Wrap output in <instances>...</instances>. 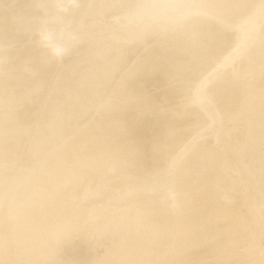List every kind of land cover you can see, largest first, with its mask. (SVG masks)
I'll return each instance as SVG.
<instances>
[{"label":"rangeland","instance_id":"rangeland-1","mask_svg":"<svg viewBox=\"0 0 264 264\" xmlns=\"http://www.w3.org/2000/svg\"><path fill=\"white\" fill-rule=\"evenodd\" d=\"M10 1L0 0V8L1 6L3 7V10L1 8L0 12H4V9H9L10 3V8H12L13 6L14 12L16 11L15 14H17V22L15 20L16 26L14 23V28H12L13 30H10L12 33L8 30L9 35L6 34L5 38L4 36H1L2 34L0 31V36L5 39L4 41L1 40L0 42V54L2 53V50L6 51L9 49H13L18 51L17 49L20 48V51H23L24 49V54L28 52V54L33 53L35 56V52L37 53L39 51L38 54L41 55L37 54L38 57L44 58L45 55L46 59H44L43 62H45V60L46 63L52 62L50 68L53 71L51 72L50 68L49 70L47 68V70L45 69L46 71H44L45 75L42 74L41 78H43V76L44 78H46L44 79L46 80V82L44 81V83H46L45 88L43 80L41 81V79L39 80V78H37L39 77V75L41 76V73L39 71L43 72L42 70H44V67L40 69V63L42 62V59H37V55L35 57H32V59L36 58V60H33L34 62L32 61L33 63L30 64L34 65L38 61L37 64H39L40 67L37 68L38 72L34 73V75L37 74L36 76L32 75L30 76L31 78L28 77L30 81L35 78L33 81H36V84L33 82L34 86L32 87L33 83L31 85H29L31 82L27 83L28 89H26L27 92H31V94L33 92L37 96H33L34 94H32L31 96V94H29L34 100H36L32 103L33 105H29L30 110L33 109L32 113L34 115V108L35 105H37L36 109L40 113L38 111H35V118L34 116H31L30 119L26 120L27 122H29V124L27 123L28 127L25 122V124H22L25 127L20 125L21 128H19L20 126L17 127V129L14 130L13 133L9 135L2 134L0 136V144L5 143L10 145V154L8 155V157L0 159V177H3V180L6 179L0 187V222H2V214L4 212H12L14 210H17V212H19V205L20 212L19 214H17L19 217L16 216L17 218H15L18 224L15 226H21V224L23 223L32 228L37 227L38 221L36 219H30L28 215L29 210L34 209V204L31 202L29 195L34 193L35 190H38L41 187L42 189L45 188L44 190L46 195H50V198H47L48 201L46 200L47 202H45V206L48 203L46 208L49 207V203L51 201H55L58 204V208L64 211L63 214H67V216L66 219L63 218L62 220H57L52 216L48 208H45L46 211L43 213L47 214L48 218L52 220L50 221L52 223H60L59 227L55 229L57 230L56 232L59 236L56 234V232H54L58 236V240L56 239L57 236L55 238L54 236L51 237L52 234H50L49 236V238H52L51 240L48 238V236H45L47 240H45L44 237L40 240L36 239L35 235H33L32 233H25L23 234L22 238H25V241L28 243L27 255L25 257H21L22 259H18V255H15L13 250L7 249L9 250V252L5 251L4 253H9V255L11 256L10 257L8 255L10 257V260L8 256L2 253V256L0 255V263L4 260V262H2L3 264H31V262L28 261L31 260L32 262H34L33 260H37V263L34 262L32 264H108L109 261L112 260L113 262L110 261L109 264H132L131 262H128L130 260L125 259L126 253L121 254L123 253V249L121 252L119 248H121V245L124 241H127L126 243H128L129 245V248L127 247V249H129V252H132L134 250V247L131 248V244L135 243L138 239L141 242L140 243L137 240V242H139L138 244H141V249H139V252L137 251L136 255H138H135V258H137H134L132 260H135L133 262L134 264H160L162 261H165V259H169V256L170 264H213L210 263L211 259L219 256L223 257L225 255H227V259L224 257H219L221 260H217L218 264H260V262L264 260V83H262L264 82V1L260 0L263 7L259 8V15H257L255 18L256 23L258 24L256 32L253 36L245 40L243 45H241L240 47H238V40L240 37L237 34V32H239V27H237L238 24L235 25V27L233 24L243 22V20L248 17V15H250L249 12L251 13V11L253 10L251 6L253 5V8L255 7L254 5L257 6L256 3L259 0H230L231 2L229 0H225V5L223 4V6H220V8L219 6H216L218 9L216 7L214 9V5H210V3L206 2V0H123L125 4L122 0H114V2L113 0H74V4H71L68 1L70 3L69 4L66 0H63L64 2L61 1V4H54L57 5L55 7L46 5L44 8L42 7V4L36 0ZM37 2L40 3V5ZM229 2L234 3L229 5ZM260 2H258V4ZM3 3H7V6H5ZM89 3L91 4V14L92 10L95 8L92 15L89 14V12L86 13L87 10H85L86 4L88 7ZM65 5L67 6L65 7ZM226 5L229 6L226 7ZM26 6L28 8L30 17L23 16L26 19L25 20L21 16V14L22 10H24L23 7ZM232 7L233 9H230ZM52 8L56 9L53 10ZM213 10L216 11L214 12ZM95 11L97 12L95 13ZM32 12L36 14L35 15L33 13L35 18L33 17ZM216 15L217 18L224 19H222L221 21L220 19L214 18L216 20H220V22L217 21L219 23H217L218 25L221 26V24H223L221 26V29L220 27H218V29H220L219 34L220 31L223 33L219 36L220 39L218 38V40H221L220 43H222L221 49L218 50L207 47L209 45H207L208 41H206L207 37L205 34H195V36L194 31L192 32V30H190L192 29V26H196L199 24L200 26L203 25L207 27L209 24V26H211L212 24H214V22L211 20H214L213 17H216ZM18 16H21L22 18L19 19ZM238 17H240L242 21ZM242 17L244 19H242ZM21 20H24L25 24L23 22L20 23ZM225 21L229 24L223 23ZM64 28L66 31L64 30ZM189 31L192 32V34H190ZM199 36H201L202 39ZM1 37L0 39H2ZM173 37H175L176 39L179 38L177 39L179 41L180 37H183L181 38V40H185L184 42L186 44H184L189 45L190 43L191 46L187 45L184 47L182 41H180V43L182 44L180 46V43H175V38L173 39ZM194 37L199 38L195 40ZM204 40L206 43L204 42ZM172 41H174V44ZM192 41L194 42L192 43ZM43 42H45V44ZM163 42L166 43L164 44ZM169 45L170 47H167ZM204 45L206 46L204 47ZM59 47H61L60 51ZM117 47L122 48L120 49ZM179 47H187L190 51H194L196 53H194V55L199 58L197 60H201V62H197V64H195L197 61V57L194 58L195 56L193 57L188 53H183L185 52V50H181L179 49ZM201 48H206V52L204 51V54H207V50L209 54L204 55L203 51H199L201 54H203L201 55L199 52H197ZM52 50L54 51L52 52ZM126 50L130 51L128 52ZM29 51L31 52L29 53ZM181 51H183V54L181 53ZM128 53L129 55L131 54L130 58ZM197 53L199 54L197 55ZM42 54L44 55L42 56ZM163 54L164 57L161 56ZM180 54L184 57H182ZM123 55H125L124 57L126 58L127 63L125 61V58L123 59ZM158 55L160 57H158ZM188 55L190 56V58ZM147 56L149 57V60H146ZM156 56L158 58H156ZM202 56L203 59H200L202 58ZM159 58L160 60H158ZM163 58H165L166 60H164ZM182 58L185 59L186 63L184 66H179V61H184V59ZM161 59L164 61H162ZM207 59H209V61ZM110 60L111 62H109ZM144 60H146V63ZM115 61L119 64H115ZM155 61L158 62H156V64H160V67L156 70L159 75L156 73V71L152 72L150 75H147V69L153 67ZM140 62L145 65L143 69V65L142 63L140 64ZM71 63L72 66H70ZM152 63L153 66L150 67V64L152 65ZM47 64L43 65L42 63L45 68L49 65ZM65 65H67V68ZM137 65L138 67L139 65L142 66L141 68H138V71L136 72L135 70ZM2 67L3 66H1V69L3 70L4 68ZM105 68L107 69V71H109L107 72ZM133 68L134 71L132 74L131 70H133ZM1 69L0 73L3 72ZM63 69H65V71ZM116 70H118L117 73ZM121 71L123 75L121 74ZM126 72H130L132 74V77H130V74V76L128 75V81L131 80L132 82H125L127 81ZM134 72L136 73V75L138 74V80L134 79L137 78V76L134 77ZM47 73L49 74V76L47 75ZM108 73L109 78L107 77ZM155 73L158 77L155 76V78H152ZM60 74L69 75L70 81L68 83L64 81L66 85L64 82H57L55 85H53V83H55V78ZM112 74L114 75V77H112ZM143 74L147 75L148 77ZM102 77H105V79L103 80ZM124 77L126 80L124 79ZM149 77L152 78V83ZM243 77L245 78L243 79ZM120 79L122 82L119 81ZM146 79L148 81L150 80L151 84H149ZM52 80L54 82H52ZM223 80H227L224 83L228 82L226 84L227 91H229L228 96L229 94L231 96V100L230 96L228 99L232 102H228L229 100L227 99L228 104L231 103L229 109H234L231 110L229 116L223 114L224 110H222V108L219 106L221 95H218L221 94V91L216 90L219 89L217 88L218 83L220 81L223 82ZM37 81L39 82V87L37 86ZM92 81H94V83ZM136 81H138L139 83ZM40 83H42L41 85H43L44 89H40ZM61 83L64 85L62 89L59 88ZM125 83H128L127 85L129 89L125 86L127 88V91L125 87V90L121 89L123 90L122 94L124 93L123 96L119 93L122 96L121 98H119L120 95H118V97L116 98H113L112 96H115V94L112 93V89H114L115 91V88H117L116 85L119 84L117 91H120L119 87L121 85H125ZM253 83H256L258 85L255 86L256 84ZM200 84H202L203 86L198 88ZM215 85L217 87H215ZM228 86L230 87L228 88ZM55 87H57V91H55ZM121 88H123V86H121ZM37 90L45 91V93L40 91L39 93L41 94H38ZM85 90H87V92ZM34 91H36V93ZM66 91L68 95H78L80 92L78 96H81V99L80 97L79 99L82 100L83 98V101L86 100L87 102H85L87 104L88 101L90 102L92 98L93 100L95 98L97 99L95 100V103L93 100H91L92 104L90 102L89 104L91 105L88 104L89 106H86L84 102H81L79 100V103H83L87 108L86 111L89 110L87 111L88 115L84 113V116L86 115V118H83L82 116L81 121L78 120L76 121L77 123L74 121L77 124V129L75 128L76 126L74 122L72 124L73 126L70 122L68 128L70 127L71 131L67 128L68 123L66 124V122L63 121L60 122L58 121L59 119L56 120L57 117H53V112H50V110L53 111L56 109V103L54 101L55 99H57L56 96L58 94L67 96ZM128 91L130 92V94L127 93ZM54 92L58 94L56 95L55 93L54 96ZM63 92L66 94H64ZM7 95L8 94L2 93L1 98L5 100L6 96L7 100L8 98H11L13 96ZM129 95L132 97H130ZM218 97L220 98L218 99ZM41 98L43 99L42 101L46 103L43 104V102L40 101ZM150 98L152 99V101ZM69 99H71V97ZM138 100L139 102L141 100L143 101H141V103H139L138 105ZM114 102L115 104H118L113 107ZM49 104L50 106H48ZM105 104L108 105L110 110L112 109L111 112L114 111L112 114H114L115 116H117L115 114L116 112L117 114H120L121 112L126 110V108L127 110L123 112V114L129 112V110H133L132 112L135 115V113L138 111L137 109H141L137 112L138 114H136L135 117L140 116L136 119H142L140 120L142 122H144L146 119L144 123L147 127L146 130L148 133H146V138L148 140V149L146 151L147 153H144L145 161L142 162L143 164H140V162L136 163V156H134L135 162L133 161V155H136V153H134L136 152L135 148H131L128 151L129 153L132 151L129 155L128 152L126 153V155L122 154V150H125V138L121 135H118L119 131L117 132L118 134L114 132L119 130L118 126L116 125V123L118 122V118L115 120L116 123H114L116 125L115 127H117H114V129L117 130L113 129V132L111 131V133L110 128L112 127L108 129V126L106 128L108 132H105L107 135L103 134V137H101L102 135L99 136L103 139L105 136H108V141L110 140L112 142H116L113 148H111L110 150L109 148H107L106 151H108H104V153L101 155L102 158L99 156L96 157V159L101 158L102 161L104 157L103 155H105L104 160L106 158V162L102 161L101 163V161L99 162V159H97L98 161L94 159L92 160L93 162L85 161V163H83L84 160L82 159V162L79 161V163H77L79 159L81 160V158H83L84 147L80 145L79 147H83H81V150H79V147H76L72 150L68 149V144L70 145L72 143L71 141L73 135H75L76 137H79L80 135L81 137L80 133H83V131L80 132V127L82 126L81 128H83V130L89 128L88 125L91 124L92 120L88 119H93V121L95 120L97 122L98 117L100 116L101 112H103V109L105 110V108H107ZM123 106L125 107L124 110H122V108H124ZM89 107H91V109ZM46 109L47 111L48 109H50L48 112H46L47 114L49 113L50 116L52 115L51 117L47 114L45 116L44 110ZM150 110H152V112ZM118 111H120V113ZM94 112H96V114ZM233 114L237 117H235ZM96 115H98V117ZM233 116L234 118H232ZM29 120H31L32 122ZM42 121L45 122L43 123ZM55 122H58L57 125L54 124ZM235 122L236 125H233V123L235 124ZM39 124L40 126H38ZM49 125H59V127H61L60 130L65 132L62 133L60 131L61 133H58L55 140V137L53 139L50 138V140L48 139L47 141L49 143L47 144L46 141V144L42 145V149L44 148V150H41L42 152L40 151L38 154H36V156L34 154L30 155V153L27 152L26 148L28 147L27 144L29 140L33 136L32 133L34 132L35 134L37 131V133L39 132L45 134L46 130L49 128L47 126ZM62 125H66V128L64 127V130ZM84 125L85 127L88 126V128H85ZM229 126H231L233 129ZM169 128L170 130H168ZM164 129L167 130L165 132V134L167 133L166 135L164 134ZM23 130L24 132H28H26L24 135ZM73 130L76 131L73 132ZM77 131H79L78 135L75 134ZM168 132H170V134L172 133L173 135L170 136L171 139L169 136H167L170 135L168 134ZM183 132L185 133L183 134ZM108 133H111V135ZM113 133L114 135H112ZM66 135L69 136L66 138ZM174 136L176 137L173 138ZM64 137L66 138L65 140L63 139ZM99 137H97L93 141H99ZM116 137L119 139H116ZM156 137L158 138V140ZM74 139L76 140L77 138ZM63 141H69V143H63ZM62 144H64V146ZM65 144L67 145V148H65ZM83 144H89V142L86 141L83 142ZM59 146L61 147V149L63 147V151ZM193 148L196 149L197 152L193 150ZM58 150L62 153L60 152L58 154ZM64 150H66L65 153H63ZM111 150H113V152ZM54 152H56L57 155H55ZM194 154L195 156L197 155L195 158H193ZM37 155L41 159H38ZM67 155H79V159L77 158V160L74 158H64L63 160V157H66ZM127 155L130 159H128ZM31 156H34L35 160L31 161L32 159H34V157ZM107 156L109 158H107ZM112 156L114 158H112ZM117 156L119 157L120 161L118 160ZM191 156L193 159L189 161ZM59 158L61 160H59ZM186 159H188V161ZM62 160L64 162H62ZM193 160H196V164ZM117 161L122 163L120 164ZM98 162L99 164H97ZM145 162L147 166L145 165ZM80 163L84 165H86L87 163H93V168L90 167L91 164L89 166H87L88 164L84 166L79 165ZM113 164H115L116 166ZM126 165L128 166V168H130L129 170L127 167H125ZM119 166L121 168H127V170L124 168V170L121 169L122 171L118 170L120 169ZM133 166L134 168H132ZM73 168L76 170H74ZM108 168H110L111 170ZM32 169L34 170V173ZM55 170H61L63 172L67 171L66 173H69L68 171L70 170H74V172H79L82 175L85 172L83 175L85 178L83 177L84 179L79 183H74L73 180H71L72 182L68 183L64 188L65 191L63 189V191H61V189L57 191L53 189L54 186L52 184L48 186L49 184L45 181V177L50 174V172L48 171ZM104 170L106 171L104 172ZM46 172H48L49 174ZM88 172H90L92 175ZM101 172H104L102 174L105 175H102ZM106 172H111L112 175L109 176V178L105 177L104 179L103 176H107ZM27 174L29 176L26 177ZM69 176L72 177L71 174ZM99 184L101 187L99 186ZM84 185L87 187V193L82 197L76 192H79L78 189L80 188L82 190V187H85ZM17 187L19 188L17 190L20 193L14 190ZM25 189H28L29 192H33L29 193L28 190L25 191ZM27 192L29 193V195ZM25 194H27V196ZM137 196L141 197L142 199H140L139 197L137 199ZM138 201L140 204L144 201L145 203H142L139 206ZM133 203H135L136 205H134ZM202 203L205 204L207 208L203 207L202 214L200 213V217H197V223H199L200 221L199 226H191L192 228H190L189 225H187L188 220L193 212H197L194 211L195 208H199V205H203ZM244 203L246 204L244 205ZM145 204L147 206H144ZM230 204L231 206L229 207ZM142 206L144 209L142 208ZM134 207L135 210L133 209ZM222 209H225L224 212L222 211ZM22 210H24V212H22ZM187 212H189V214H187ZM157 214H162L163 216H159ZM232 216H236L235 218L237 219H234ZM239 217H241V219L242 217L244 218L238 221ZM97 222L98 225L96 224ZM149 224H151L152 226ZM145 226H148V229ZM158 227L161 229L158 230ZM205 228H207V235H204L205 240L202 241V243H197L195 240L190 238L192 232L195 231L197 233L199 232V230ZM183 229L184 231H186L184 235L182 233L184 232ZM17 237V235L16 238L14 237L13 243L15 242V240L16 242L18 240L20 242L21 240L20 243H22L23 240H17ZM178 239L183 240V246L178 243L182 242V240L179 241ZM185 240L186 243L184 242ZM187 240H190L189 242L192 243L188 244L189 242ZM219 240H221L218 244V246L220 247L213 250L210 245H212V243L214 242L217 244L218 242L216 241ZM231 241L233 242L231 243ZM207 245L208 248L206 250H203ZM45 246H47V248ZM182 247L183 250H181ZM33 248L38 251V255L35 253L36 250H33ZM129 252L128 254L131 253ZM35 255H37L36 258ZM131 255H134V253L132 252ZM228 255L230 257H228ZM15 256H17V258ZM120 256L122 258L124 257L123 260L126 261H121ZM3 257H5V259L7 257L9 263H7V261L3 259ZM12 257L16 258V261H14V258ZM28 258H30V260H28ZM219 260L221 262H219Z\"/></svg>","mask_w":264,"mask_h":264},{"label":"bare ground","instance_id":"bare-ground-1","mask_svg":"<svg viewBox=\"0 0 264 264\" xmlns=\"http://www.w3.org/2000/svg\"><path fill=\"white\" fill-rule=\"evenodd\" d=\"M10 1V0H9ZM36 1H38V2H40L41 4H42V7L44 8L46 5H51V7L52 6H57V5H54V4H61V1H63V0H42V1H40V0H36ZM35 1V2H36ZM67 2L69 1L71 4H74V0H66ZM84 1V0H83ZM123 1V0H122ZM228 1V0H227ZM226 1V2H227ZM230 1V0H229ZM235 1V0H234ZM237 1V0H236ZM257 1V0H256ZM255 1V2H256ZM261 1H264V0H261ZM11 2V1H10ZM37 2V3H38ZM64 2V1H63ZM62 2V3H63ZM68 2V3H69ZM113 2H114V0H113ZM206 2H209L210 3V5H214V9H215V7L216 6H219V8H220V6H223V4H224V2H225V0H206ZM231 2V1H230ZM228 3L229 5L230 4H232V3H234V2H232V3ZM254 2V3H255ZM258 2H260V0L259 1H257V6L256 5H254L255 7L253 8L252 6H251V8L253 9L252 11H251V13L249 12V14L250 15H248V13H247V15H248V17H246L245 19L242 17V19H244L243 20V22H238V23H236V24H233L234 25V27H235V25H237V27H239V32H237V34H238V36L240 37L239 38V40H238V47H240L241 45H243V43L245 42V40H247L249 37H251V36H253L254 35V33L256 32V28L258 27V24L256 23V16L257 15H259L258 13H259V8H261V7H263L262 6V2H260L259 4H258ZM40 3H38L39 5H40ZM69 3V4H70ZM83 3V2H82ZM86 3V2H85ZM123 3H124V1H123ZM236 3V2H235ZM253 3V4H254ZM1 4V3H0ZM4 4V3H3ZM7 4V3H6ZM6 4H4L5 6H7ZM37 4V5H38ZM53 4V5H52ZM66 4V3H65ZM68 4V5H69ZM109 4V3H108ZM122 4V3H121ZM125 4V3H124ZM154 4V3H153ZM156 4V3H155ZM206 4V3H205ZM264 4V3H263ZM36 5V4H35ZM64 5V4H63ZM79 5V4H78ZM89 6L87 7V4H86V9L85 10H87L86 11V13H88L89 12V14H91V10H90V3L88 4ZM93 5H95V4H93ZM225 5V4H224ZM229 5H226V7L227 6H229ZM9 6L11 7V5H10V3H9ZM60 6V5H59ZM67 5H65V7H66ZM205 6V5H204ZM9 7V9L7 8V9H4V12H0V31H1V36H4V38H5V36H6V34L7 35H9V32H8V30L10 31V30H13L12 28H14V23H15V26H16V22H17V20H16V17H17V14H15L16 13V11L14 12V10H13V6H12V8H10ZM48 7V6H47ZM53 7V8H54ZM63 7V6H62ZM206 7V6H205ZM1 8H2V10H3V7L1 6ZM0 8V9H1ZM24 8V10H22V14H21V16L23 17V16H26V17H30V14H29V12H28V8H27V6L26 7H23ZM52 8V9H53ZM57 8V7H56ZM55 8V9H56ZM61 8V7H60ZM79 8V7H78ZM93 8V7H92ZM217 8V7H216ZM224 8V7H223ZM237 8V7H236ZM18 9V8H17ZM55 9H53V10H55ZM58 9V8H57ZM72 9V8H71ZM95 9V8H94ZM93 9V10H94ZM98 9V8H97ZM107 9V8H106ZM111 9V8H110ZM209 9V8H208ZM218 9V8H217ZM222 9V8H221ZM230 9H233V7L232 8H230ZM46 10V9H45ZM61 10V9H60ZM93 10H92V14H93ZM211 10V9H210ZM20 11V10H19ZM105 11V10H104ZM198 11V10H197ZM214 11V10H213ZM216 11V10H215ZM214 11V12H215ZM21 12V11H20ZM54 12H56V11H54ZM78 12V11H77ZM97 11H95V13H96ZM106 12V11H105ZM208 12V11H207ZM19 13V12H18ZM34 12H32V14H33ZM86 13H85V15H86ZM213 13V12H212ZM35 14V13H34ZM34 14H33V17H34ZM49 14H50V12H49ZM91 14V15H92ZM106 14V13H105ZM208 14V13H207ZM207 14H205V15H207ZM20 15V14H19ZM36 15V14H35ZM47 15V14H46ZM88 15V14H87ZM221 15V14H220ZM227 15V14H226ZM246 15V16H247ZM19 17V19L20 18H22V17ZM45 16V15H44ZM69 17H70V15H69ZM74 17V16H73ZM87 17V16H86ZM24 18V17H23ZM35 18V17H34ZM68 18V17H67ZM214 18H216V19H220V18H217V15H216V17H213V19ZM240 20H241V18L240 17H238ZM18 19V18H17ZM25 19V18H24ZM212 19V18H211ZM216 19H214V20H211V21H213L214 22V24H212L211 26H200V24L199 25H196V26H192V29H190V30H192V32L194 31V35L196 34V35H202V34H205L206 35V37H207V39H206V41H208L207 43V45H209V46H207L208 48L209 47H211L212 49H221V47H222V43H220V41L221 40H218V38H219V36L220 35H222L223 33L220 31V34H219V30L221 29V26L223 25V24H221V26L220 25H218L219 23L217 22V21H219L220 22V20L222 21V19H220V20H216ZM15 20H16V22H15ZM26 20V19H25ZM29 20V19H28ZM66 20V19H65ZM73 20V19H72ZM224 20V19H223ZM234 20H237V19H234ZM216 21V22H215ZM239 21V20H238ZM242 21V20H241ZM20 22V21H19ZM24 23V20H21V22L20 23ZM28 22V21H27ZM211 23V22H210ZM218 23V24H217ZM222 23V22H221ZM223 23H228V22H223ZM235 23V22H234ZM240 23V24H239ZM25 24V23H24ZM204 24V23H203ZM229 24V23H228ZM232 24V23H231ZM49 25V24H48ZM193 25V24H192ZM50 26V25H49ZM190 26H191V24H190ZM225 26V25H224ZM223 26V27H224ZM218 27H220V29H218ZM233 27V26H232ZM236 27V28H237ZM11 28V29H10ZM69 28V27H68ZM15 30H16V28H15ZM22 30V29H21ZM63 30V29H62ZM64 30H65V28H64ZM47 31H48V28H47ZM66 31V30H65ZM237 31V30H236ZM11 32V31H10ZM20 32V31H19ZM27 32V31H26ZM56 32V31H55ZM190 32V31H189ZM192 32H190V34H192ZM224 32H226V31H224ZM12 33V32H11ZM11 33H10V36H11ZM50 33V32H49ZM235 33V32H234ZM5 34V35H4ZM18 34V33H17ZM34 34V33H33ZM58 34V33H57ZM60 34V33H59ZM48 35V34H47ZM54 35H55V33H54ZM53 35V36H54ZM69 35V34H68ZM195 35V36H196ZM0 36V37H1ZM178 36H181V35H178ZM178 36H175V37H178ZM184 36V35H183ZM186 36V35H185ZM9 37V36H8ZM14 37V36H13ZM61 37V36H60ZM63 37V36H62ZM175 37H173V39L175 38ZM199 37H201V36H199ZM198 37V38H199ZM234 37V36H233ZM2 39H0V42H1V40H5L3 37H1ZM25 38V37H24ZM43 38V37H42ZM181 38H183V37H180V41H182L181 40ZM195 38V37H194ZM198 38H195V40L196 39H198ZM222 38H223V36H222ZM7 39V38H6ZM9 39V38H8ZM23 39V38H22ZM55 39H56V37H55ZM59 39V38H58ZM81 39V38H80ZM79 39V40H80ZM177 39H179V38H177ZM176 38H175V43L177 42V44L178 43H180V41L179 40H177ZM201 39H202V37H201ZM220 39V38H219ZM32 40V39H31ZM47 40V39H46ZM194 40V41H195ZM11 41V40H10ZM15 41V40H14ZM29 41V40H28ZM43 41V40H42ZM42 41H40V42H42ZM55 41V40H54ZM60 41V40H59ZM174 41H172L173 42V44H174ZM179 41V42H178ZM185 41V40H184ZM184 41H182V43H183V46L185 47V46H187V45H185L186 43L184 42ZM194 41H192V43L194 42ZM199 41V40H198ZM224 41V40H223ZM12 42H13V39H12ZM38 42V41H37ZM52 42V41H51ZM58 42V41H57ZM204 42H205V40H204ZM27 43V42H26ZM44 44H45V42H43ZM49 43H50V40H49ZM53 43V42H52ZM164 43V42H163ZM166 43V42H165ZM164 43V44H165ZM171 43V42H170ZM185 43V44H184ZM206 43V42H205ZM48 44V43H47ZM57 44V43H56ZM172 44V43H171ZM37 45V44H36ZM35 45V46H36ZM52 45V44H51ZM180 46L182 45L181 43L179 44ZM189 45H190V43H189ZM188 45V46H189ZM236 45H237V43H236ZM235 45V46H236ZM19 46V45H18ZM47 46V45H46ZM110 46H111V44H110ZM148 46V45H147ZM182 46V47H183ZM191 46V45H190ZM199 46H200V43H199ZM206 45H204V47H205ZM234 46V47H235ZM1 47V46H0ZM14 47V46H13ZM40 47V46H39ZM38 47V48H39ZM58 47V46H57ZM167 47H170V45L169 46H167ZM167 47H166V49H167ZM182 47H179V49H183V50H185V52H183V51H181V53L183 52V53H188L189 55H191V56H195L194 55V51H190L187 47L186 48H182ZM206 47V48H207ZM237 47V48H238ZM7 48H9V47H7ZM24 48V47H23ZM42 48V47H41ZM44 48V47H43ZM47 48V47H46ZM60 48L61 47H59V51H60ZM113 48V47H112ZM117 48H120V47H117ZM122 48V47H121ZM120 48V49H121ZM206 48H201V49H197L198 51L197 52H199V51H203V54H204V51L206 52ZM207 48V49H208ZM6 49V48H5ZM15 49V48H14ZM20 48H18L17 50L18 51H16V50H13V49H9V50H6V51H3L2 49V53L0 54V69H1V66H3L2 68H4L2 71L3 72H1L0 73V136L2 135V134H5V135H9V134H11V133H13L14 132V130H16L17 129V127H19L20 125H22L23 123L25 124V122H26V125H27V123L29 124V122H27L26 120L27 119H30V117L31 116H34L35 115V111H38L36 108V106L37 105H35V108H34V115H33V113H32V110L33 109H31L30 110V108H29V105H33L32 103L33 102H35L36 100H34L31 96H32V94H34L33 92H32V94H31V92H27V87H28V85H27V83H30L29 85H31L33 82L36 84V81H33V80H29V78H31L30 76H32V75H34V73H37L38 72V69L37 68H39L40 66H39V64H37L38 63V61H37V63H35L34 65H31L35 60H36V58H34V59H32V57H35L37 54H38V52L36 53L35 51V56H34V54L33 53H30L31 51H29V53L30 54H28V52H26V54H24V49H23V51L21 50H19ZM26 49V48H25ZM48 49V48H47ZM51 49H53V48H51ZM55 49V48H54ZM98 49V48H97ZM100 49V48H99ZM106 49V48H105ZM104 49V50H105ZM108 49V48H107ZM110 49V48H109ZM158 49V48H157ZM165 49V48H164ZM170 49V48H169ZM173 49H175V48H173ZM176 49H178V48H176ZM203 49V50H202ZM30 50V49H29ZM39 50V49H38ZM45 50V49H44ZM49 50V49H48ZM134 50H135V48H134ZM133 50V51H134ZM172 50V49H171ZM195 50V49H194ZM43 51V50H42ZM51 51V50H50ZM54 50H52V52H53ZM58 51V50H57ZM63 51V50H62ZM126 51H128V50H126ZM130 51V50H129ZM128 51V52H129ZM132 51V50H131ZM180 51V50H179ZM40 52H41V50H40ZM155 52V51H154ZM216 52V51H215ZM101 53V52H100ZM104 53V52H103ZM127 53V52H126ZM132 53V52H131ZM179 53V52H178ZM182 53V54H183ZM200 53V52H199ZM199 53H197V55L199 54ZM28 54V55H27ZM44 54H45V52H44ZM44 54H42V56L44 55ZM78 54V53H77ZM95 54V53H94ZM123 54V53H122ZM122 54H121V56H122ZM150 54V53H149ZM162 54V53H161ZM176 54V53H175ZM196 54V53H195ZM201 54V53H200ZM203 54H201V55H203ZM209 54V52H208V50H207V54L205 53L204 55H208ZM38 55H41V54H38ZM38 55H37V57H38ZM52 55H54V54H52ZM128 55H129V53H128ZM131 55V54H130ZM130 55H129V58H130ZM135 55V54H134ZM152 55V54H151ZM157 55V54H156ZM171 55H173V54H171ZM181 55V54H180ZM188 55V56H189ZM200 55V56H201ZM211 55V54H210ZM49 56V55H48ZM92 56V55H91ZM116 56V55H115ZM125 55H123V59L125 58L124 57ZM153 56V55H152ZM161 56H163L164 57V54L163 55H161ZM182 56V55H181ZM187 56V55H186ZM185 56V57H186ZM199 56V57H200ZM47 57V56H46ZM69 57V56H68ZM118 57V56H117ZM128 57V56H127ZM133 57V56H132ZM131 57V58H132ZM158 57H160L159 55H158ZM157 56H156V58H158ZM166 57V56H165ZM177 57V56H176ZM182 57H184V56H182ZM197 56H195L194 58H196ZM208 57V56H207ZM40 57H38L37 59H39ZM57 58V57H56ZM59 58V57H58ZM71 58V57H70ZM69 58V59H70ZM77 58V57H76ZM97 58H99V57H97ZM96 58V59H97ZM148 58V59H147ZM162 58V57H161ZM189 58H190V56H189ZM205 58H206V56H205ZM40 59H42L41 61V68L40 69H42V67H44V70H42L43 72H41V71H39L40 73H41V76L39 75V77H37V78H39V80L41 79V81L43 80V83H44V81L46 82V80H44V79H46V78H44V76H43V78H41L42 77V74H44L45 72L44 71H46L47 70V68H48V70H49V68L51 67L50 65H52L51 63H49V62H47L46 63V60H45V62H43L44 61V59H46L45 58V55H44V58H40ZM39 59V60H40ZM74 59V58H73ZM95 59V60H96ZM102 59V58H101ZM113 59V58H112ZM128 59V58H127ZM133 59V58H132ZM143 59V58H142ZM152 59H154V58H152ZM164 60H166L165 58H163ZM182 59H184V58H182ZM192 59V58H191ZM197 59H199L198 57L196 58V60ZM200 59H203V56H202V58H200ZM34 60V61H33ZM47 60H49V59H47ZM57 60V59H56ZM121 60V59H120ZM119 60V61H120ZM129 60V59H128ZM146 60H149V57L147 56L146 57ZM146 60H144L145 61V63H146ZM157 60V59H156ZM158 60H160V58L158 59ZM157 60V61H158ZM162 60V59H161ZM164 60H162V61H164ZM208 61H209V59H207ZM33 61V62H32ZM108 61V60H107ZM125 61H126V63H127V60H126V58H125ZM140 61V60H139ZM142 61V60H141ZM144 61H143V63H144ZM151 61V60H150ZM154 61V60H153ZM157 61H155L154 63L156 64V62ZM40 62V61H39ZM55 62V61H54ZM75 62H77V61H75ZM74 62V63H75ZM95 62V61H94ZM102 62V61H101ZM100 62V63H101ZM109 62H111V60L109 61ZM114 62V61H113ZM116 62V61H115ZM124 62V61H123ZM138 62V61H137ZM148 62V61H147ZM161 62V61H160ZM159 62V63H160ZM197 62L198 63H200L201 62V60H197L196 61V63L195 64H197ZM31 63V64H30ZM42 63H43V65H45V64H47L48 66H46V68H45V66H43L42 65ZM96 63V62H95ZM125 63V64H126ZM142 62H140V64H141ZM143 63H142V65H143ZM158 63V62H157ZM162 63V62H161ZM185 63H186V61H185V59H184V61H179V66H184L185 65ZM202 63H203V61H202ZM67 64V63H66ZM69 64V63H68ZM115 64H119V63H115ZM139 64V63H138ZM154 64V66H153V63H152V65L150 64V67L151 66H153V67H151V68H148L149 66V64L147 65L148 67H146V68H148L147 69V75H150L152 72H155L159 67H160V64H156L155 65ZM177 64V63H176ZM182 64V65H181ZM54 65V64H53ZM91 65H93V64H91ZM120 65H121V63H120ZM123 65V64H122ZM141 65V66H142ZM162 65V64H161ZM171 65V64H170ZM199 65V64H198ZM66 66V68H67V65H65ZM64 66V67H65ZM69 66V65H68ZM70 66H72V63H71V65ZM96 66V65H95ZM119 66V65H118ZM125 66V65H124ZM141 66L139 65V67H138V65L136 66V72L138 71L137 69L138 68H141ZM144 66L145 65H143V67H142V69L144 68ZM55 67V66H54ZM93 67V66H92ZM120 67H122V66H120ZM166 67H168V66H166ZM178 67V66H177ZM176 67V68H177ZM186 67V66H185ZM207 67V66H206ZM52 68H53V66H52ZM108 68V67H107ZM110 68V67H109ZM124 68V67H123ZM183 68V67H182ZM246 68V67H245ZM46 69V70H45ZM91 69V68H90ZM101 69H102V67H101ZM106 69V68H105ZM130 69H131V67H130ZM64 71H65V69H63ZM99 70V69H98ZM97 70V71H98ZM146 70V69H145ZM50 71L52 72L53 70H51V68H50ZM104 71V70H103ZM106 71H107V69H106ZM105 71V72H106ZM109 71V70H108ZM107 71V72H108ZM117 71L118 70H116V73H117ZM133 71H134V68H133V70H131V73L133 74ZM165 71V70H164ZM183 71V70H182ZM62 72V71H61ZM50 73V72H49ZM63 73V72H62ZM83 73V72H82ZM88 73V72H87ZM92 73V72H91ZM114 73V72H113ZM115 73V74H116ZM119 73V72H118ZM127 73V81H125V82H132L131 80H129L128 81V75L130 76V77H132V74L129 72H126ZM135 73V72H134ZM156 73H157V71H156ZM156 73H155V75L152 77V78H155V76H156ZM51 74V73H50ZM120 74V73H119ZM121 74L123 75V73H122V71H121ZM142 74V73H141ZM158 74V73H157ZM37 75V74H36ZM36 75H34V76H36ZM45 75V74H44ZM47 75L49 76V74L47 73ZM58 75V74H57ZM80 75V74H79ZM113 75V74H112ZM138 75V74H137ZM136 75V73H135V75H134V77L135 76H137ZM143 75H145V74H143ZM147 75H145V76H147ZM159 75V74H158ZM104 76H105V74H104ZM109 76V73L107 74V77ZM125 76V75H124ZM29 77V78H28ZM112 77H114V75L112 76ZM117 77V76H116ZM141 77V76H140ZM148 77V76H147ZM146 77V78H147ZM156 77H158V76H156ZM246 77V76H245ZM245 77H243V79L245 78ZM36 78V79H37ZM91 78V77H90ZM109 78V77H108ZM107 78V79H108ZM138 76H137V78H134V79H136V80H138ZM145 78V77H144ZM150 78V77H149ZM148 78V79H149ZM152 78H150V80L152 79ZM102 79L104 80L105 79V77H102ZM124 79H125V77H124ZM123 79V80H124ZM125 79V80H126ZM132 79V78H131ZM220 79V78H219ZM224 79V78H223ZM50 80V79H49ZM54 80V79H53ZM52 80V82H54ZM109 80V79H108ZM147 80V79H146ZM145 80V81H146ZM150 80L148 81L147 80V82L149 83V84H151L152 83V80H151V83H150ZM155 80V79H154ZM156 80H157V78H156ZM40 81V82H41ZM64 81H66L67 83L70 81V77H69V75H67V74H64V75H62V74H60L59 76H57L56 78H55V83H53V85H55L57 82L59 83V82H64ZM89 81V80H88ZM120 82H122L121 81V79L119 80ZM162 81V80H161ZM222 81V80H221ZM219 82L218 83V87L215 85V87H217V88H219V89H216V90H220L221 92V94H218V95H221V98L220 97H218V99L220 98L221 99V101H220V107L222 108V110H224V113L223 114H225V115H227V116H229V114H230V112H231V110H234L233 108L230 110L229 109V106L231 105V103L230 104H228V102H232V101H230L231 100V96H230V94H229V96H230V100L228 99L229 98V96H228V92L229 91H227V83H224L225 81H227V80H223V82ZM249 81V80H248ZM255 81V80H254ZM93 83H94V81H92ZM91 82V83H92ZM108 82V81H107ZM116 82V81H115ZM118 82V81H117ZM136 82H138V81H136ZM216 82V81H215ZM240 82V81H239ZM247 82V81H246ZM256 82V81H255ZM258 82V81H257ZM34 83H33V85H32V87L34 86ZM38 81H37V86H38ZM51 83V82H50ZM49 83V84H50ZM65 83V82H64ZM84 83V82H83ZM124 83V82H123ZM139 83V82H138ZM143 83H144V81H143ZM146 83V82H145ZM262 83H264V82H262ZM42 83H40V85H41ZM52 84V83H51ZM106 84V83H105ZM120 84V83H119ZM119 84L118 85H116V87L118 88V86H119ZM128 84V83H127ZM126 83H125V85H121V86H123V88H121V86L119 87L120 88V91H117L118 89L117 88H115L116 90L114 91V89H112V93L113 94H115V96H112L113 98H116V97H118V95H122L123 96V94H122V92H123V90H125L124 89V87L126 86L127 88H128V85H127ZM129 84H131V83H129ZM253 84H256V83H253ZM44 85H45V88H46V83H44ZM52 85V86H53ZM65 85H66V83H65ZM148 85V84H147ZM258 84H256L255 86H257ZM51 86V85H50ZM131 86V85H130ZM203 85L202 84H200L199 86H198V88H200V87H202ZM233 86V85H232ZM39 87V86H38ZM54 87V86H53ZM52 87V88H53ZM62 87H64V85L61 83V85H60V87L59 88H61L62 89ZM76 87V86H75ZM107 87H109V86H107ZM125 87V88H126ZM139 87V86H138ZM230 86H228V88H229ZM242 87V86H241ZM27 88V89H26ZM30 88V87H29ZM35 88H36V86H35ZM58 88V89H59ZM83 88V87H82ZM127 88H126V91H127ZM135 88V87H134ZM144 88V87H143ZM263 88V87H262ZM32 89V88H31ZM39 89V88H38ZM40 89H44L43 88V85H41V87H40ZM55 91H57V87H55ZM72 89V88H71ZM77 89V88H76ZM75 89V90H76ZM80 89V88H79ZM102 89V88H101ZM108 89V88H107ZM121 89H123V90H121ZM129 89V88H128ZM261 89V88H260ZM33 90V89H32ZM35 90V89H34ZM65 90H67V89H65ZM213 90V89H212ZM229 90V89H228ZM29 91H31V90H29ZM41 90H37V92H38V94H41V93H39ZM48 91V90H47ZM51 91V90H50ZM49 91V92H50ZM60 91V90H59ZM58 91V92H59ZM78 91V90H77ZM84 91V90H83ZM86 92H87V90H85ZM89 91V90H88ZM96 91H97V89H96ZM101 91H103V90H101ZM114 91V92H113ZM35 93H36V91H34ZM41 92H44L45 93V91H41ZM61 92V91H60ZM59 92V93H60ZM82 92V91H81ZM94 92V91H93ZM125 92V91H124ZM144 92V91H143ZM2 93H5V94H8V95H13L11 98H8L7 100H6V96H5V100L4 99H2L1 97V94ZM55 93L56 92H54V96H55ZM64 93V92H63ZM66 93H67V91H66ZM66 93H64V94H66ZM70 93V92H69ZM85 93V92H84ZM89 93V92H88ZM96 93V92H95ZM98 93V92H97ZM120 93V94H119ZM127 93H129L130 94V92L128 91ZM29 94H31V96L29 95ZM58 93H56V95H57ZM63 94V95H64ZM71 94V93H70ZM75 94V93H74ZM79 94H80V92H79ZM78 94V95H79ZM100 94V93H99ZM116 94H117V96H116ZM144 94H146V93H144ZM4 95V94H3ZM7 95V96H8ZM72 95V96H71ZM71 95H68V93H67V96H62V94L61 95H57L56 97H57V99H55L54 101H55V103H56V109L55 110H53V111H51L50 109H48V111L50 110V112H53V114H54V116L53 117H57V119L56 120H58V121H60V122H66V124L68 123V125H67V128H68V126H69V124H70V122H71V125L73 124V122L75 121H78V120H82L81 118H82V116H83V118L85 117L86 118V115L84 116V113L85 114H87L88 115V113H87V111H89V110H87L86 111V107H85V105L86 106H89V105H91L92 104V102H91V100H93V98L90 100V102H91V104H89L90 102L88 101V104L85 102V101H83V98H82V100H80L81 99V96H78V95H73V94H71ZM103 95V94H102ZM102 95H100V96H102ZM119 96V98H121L122 96ZM140 95V94H139ZM212 95V94H211ZM231 95H232V93H231ZM255 95V94H254ZM33 96H36L35 94L33 95ZM39 96V95H38ZM46 96V95H45ZM59 96V97H58ZM96 96V95H95ZM94 96V97H95ZM98 96V95H97ZM130 96V95H129ZM133 96H135V95H133ZM141 96V95H140ZM37 97V96H36ZM40 97V96H39ZM48 97V96H47ZM53 97V96H52ZM52 97H49V98H52ZM71 97V99H69ZM79 97H80V99H79ZM82 97H83V95H82ZM125 97V96H124ZM130 97H132V96H130ZM129 97V98H130ZM147 97V96H146ZM149 97V96H148ZM217 97V96H216ZM234 97V96H233ZM248 97V96H247ZM246 97V98H247ZM4 98V97H3ZM55 98V97H54ZM53 98V99H54ZM85 98V97H84ZM118 98V99H119ZM127 98H128V96H127ZM142 98H143V96H142ZM89 99V98H88ZM100 99V98H99ZM98 99V100H99ZM131 99V98H130ZM147 99V98H146ZM151 99V98H150ZM216 99V98H215ZM229 101H228V100ZM38 100H40V99H38ZM43 99L41 98V100L40 101H42ZM49 100V99H48ZM79 100L81 101V102H84V104L83 103H79ZM95 100H97L96 98L93 100L94 101V103H95ZM125 100V99H124ZM235 100V99H234ZM241 100V99H240ZM46 101V100H45ZM117 101V100H116ZM123 101V100H122ZM133 101H136V100H133ZM141 101H143V100H141ZM141 101L139 102V100H138V105H139V103H141ZM145 101H147V100H145ZM151 101H152V99H151ZM150 101V102H151ZM218 101V102H219ZM228 101V102H227ZM43 102V104L44 103H46V102H44V101H42ZM247 102V101H246ZM251 102V101H250ZM37 103V102H36ZM122 103V102H121ZM125 103V102H124ZM135 103V102H134ZM152 103V102H151ZM35 104V103H34ZM40 104H41V102H40ZM42 104V105H43ZM109 104V103H108ZM114 105H113V107L114 106H116L117 104H115V102L113 103ZM129 104V103H128ZM217 104V103H216ZM219 104V103H218ZM247 104V103H246ZM38 105H39V101H38ZM106 105V104H105ZM124 105H126V104H124ZM131 105H133V104H131ZM146 105V104H145ZM154 105V104H153ZM252 105V104H251ZM264 105V104H263ZM41 106V105H40ZM44 106V105H43ZM48 106H50V104L48 105ZM48 106H46V107H48ZM107 106V108H105V110L103 109V112H101V114H100V116L98 117V115H96L97 117H98V120H97V122L94 120L93 121V119H88V120H92L91 121V124L90 125H88L87 123V125L89 126V128H88V126H86L85 127V125H84V127L85 128H88V129H84L85 130V132H84V130H83V128H81L82 126V124L80 125L81 127H80V129H81V131L80 132H82L83 131V133H80L81 134V137H80V135H79V137H76L75 135H73V138H72V141L71 140H69V141H71L72 143L69 145L68 144V149H70V150H72V149H75L76 147H79L80 145H82L83 147H84V155H83V158H81V160L79 159V155L77 156H74V155H67L66 157H63V160H64V158L65 159H67V158H74V159H77L78 160V162L77 163H79V161H81L82 162V159L84 160V162L83 163H85V161L87 162H89V161H92V160H94V159H96V157H101L102 158V154L104 153V151H106V149L107 148H109V150L111 149V148H113L114 146H115V144H116V142H112V141H108V139H107V137L108 136H105L104 137V139L103 138H101V137H103L104 135H107L105 132L107 131V127H108V129L110 128V127H112V128H110V132L114 129V127L117 125L118 126V128H119V130H117V129H114V130H117V131H114V132H116V134H118V135H121V136H123L124 138H125V140H124V145H125V150H122L123 151V153L122 154H125L126 155V153L131 149V148H135V150H136V152H134V153H136V155H133V153H132V155H133V161H134V159H135V157L134 156H136V159H135V161H136V163H139L140 162V164H143L142 162L143 161H145V152L147 151V149H148V146H147V135H146V133H147V130H146V125H145V121H146V119H145V121L144 122H142V121H140V120H142V119H140V120H137L136 118H138V117H140V116H138V117H135L136 116V114H138L137 112L139 111V110H141V109H137L138 111L136 112V110H135V115H134V113L131 111V110H129V112H126L125 114H123V112H125L126 110H127V108H126V110H124L125 109V107L124 108H122V110H124L123 112H121L120 113V111H118L120 114H117V112L115 113L117 116H115L114 114H112L114 111H112L111 112V110H110V108L108 107V105H106ZM110 106H111V103H110ZM121 106V105H120ZM130 106V105H129ZM128 106V107H129ZM149 106V105H148ZM247 106V105H246ZM258 106V105H257ZM39 107V106H38ZM117 107H119V106H117ZM141 107V106H140ZM139 107V108H140ZM218 107V106H217ZM236 107V106H235ZM238 107V106H237ZM251 107V106H250ZM20 108V109H19ZM90 109H91V107H89ZM88 108V109H89ZM135 108V107H134ZM120 109H121V107H120ZM130 109V108H129ZM40 110H41V108H40ZM113 110H114V108H113ZM143 110V109H142ZM250 110V109H249ZM45 111V116H46V114H47V109L46 110H44ZM47 111V112H46ZM151 112H152V110H150ZM39 112V111H38ZM92 112V111H91ZM97 112H98V110H97ZM40 113V112H39ZM93 113V112H92ZM95 114H96V112H94ZM148 113V112H147ZM234 113V112H233ZM256 113V112H255ZM98 114V113H97ZM143 114V113H142ZM47 115H49V113L47 114ZM139 115H140V113H139ZM234 115V114H233ZM256 115V114H255ZM37 116H38V113H37ZM50 116V115H49ZM52 116V115H51ZM50 116V117H51ZM65 116H66V118H65ZM235 116V115H234ZM234 116L232 117V118H234ZM50 117H48V118H50ZM60 117H61V119H60ZM151 117V116H150ZM235 117H237V116H235ZM33 118V117H32ZM31 118V119H32ZM34 118H35V116H34ZM80 118V119H79ZM118 118V119H117ZM143 118V117H142ZM228 118V117H227ZM231 118V117H230ZM231 118V119H232ZM95 119H96V117H95ZM118 120V122L116 123V121L115 120ZM161 119V118H160ZM164 119V118H163ZM153 120V119H152ZM172 120V119H171ZM29 121H31V120H29ZM158 121V120H157ZM228 121V120H227ZM32 122V121H31ZM43 122V121H42ZM45 122V121H44ZM43 122V123H44ZM52 122V121H51ZM74 122V124H75V126L77 125L76 123ZM86 122V121H85ZM165 122V121H164ZM189 122V121H188ZM226 122V121H225ZM57 123L58 122H55L54 124L55 125H57ZM90 123V122H89ZM114 123H116V125L114 124ZM147 123V122H146ZM151 123V122H150ZM153 123V122H152ZM163 123V122H162ZM176 123V122H175ZM229 123V122H228ZM37 124V123H36ZM60 124V123H59ZM63 124V123H62ZM173 124V123H172ZM171 124V125H172ZM239 124V123H238ZM257 124V123H256ZM45 125V124H44ZM46 125H47V123H46ZM61 125V124H60ZM70 125V126H71ZM233 125H236V122H235V124L233 123ZM23 126V125H22ZM38 126H40V124L38 125ZM66 126V125H65ZM64 125H62V127H63V130H64V127H65ZM73 126V125H72ZM74 126V127H75ZM150 126V125H149ZM180 126V125H179ZM23 127H25V126H23ZM27 127H28V125H27ZM27 127H26V129H27ZM30 127V126H29ZM41 127H42V125H41ZM47 127H49L47 130H46V133L44 134H42V133H37V131H36V133L34 134V132L32 133V137H31V139L29 140V142H28V144H27V152L28 153H30V155L31 154H34L35 156H36V154H38L41 150H44V148L42 149V145L43 144H46L45 142L49 139L50 140V138L51 139H53L54 137V140L56 139V137H57V135H58V133L61 131L60 130V128L61 127H59V125L58 126H53V125H49V126H47ZM170 127H173V126H170ZM229 127H231V126H229ZM19 128H21V126L19 127ZM18 128V129H19ZM66 128V127H65ZM76 129H77V126L75 127ZM74 128V129H75ZM115 128H117V127H115ZM155 128V127H154ZM178 128V127H177ZM232 128V127H231ZM24 129V128H23ZM25 129V130H26ZM68 129H70V127L68 128ZM153 129V128H152ZM167 129V128H166ZM173 129V128H172ZM171 129V130H172ZM179 129V128H178ZM233 129V128H232ZM236 129V128H235ZM20 130V129H19ZM30 130V129H29ZM36 130V129H35ZM41 130V129H40ZM39 130V131H40ZM43 130H45V129H43ZM165 130V129H164ZM168 130H170V128L168 129ZM189 130V129H188ZM228 130V129H227ZM69 131V130H68ZM70 131H71V129H70ZM76 130H73V132H75ZM79 131H77L75 134H79L78 132ZM119 131V132H118ZM156 131V130H155ZM167 130H165L164 131V134H165V132H166ZM175 131V130H174ZM174 131H170V132H174ZM176 131H177V129H176ZM180 131H181V129H180ZM183 131V130H182ZM230 131H231V129H230ZM26 132H28V131H26ZM26 132H24V130H23V134L25 135V133ZM62 133H64L63 131H61ZM60 132V133H61ZM73 132H71V133H73ZM108 132V131H107ZM113 132V131H112ZM111 132V133H112ZM118 132V133H117ZM170 132H168V134H170ZM179 132V131H178ZM226 132V131H225ZM70 133V134H71ZM111 133H108V134H110L111 135ZM155 133V132H154ZM159 133V132H158ZM185 132H183V134H184ZM104 134V135H103ZM148 134V133H147ZM160 134V133H159ZM167 134V133H166ZM165 134V135H166ZM227 134V133H226ZM72 135V134H71ZM102 135V136H101ZM112 135H114V133L112 134ZM172 135V133L170 134V135H167V136H171ZM175 135V134H174ZM228 135V134H227ZM62 136V135H61ZM69 136V135H68ZM67 135H66V138L68 137ZM75 136V137H74ZM99 136H101V137H99ZM158 136V135H157ZM173 136V135H172ZM185 136V135H184ZM231 136H232V134H231ZM235 136H237V135H235ZM235 136H233V137H235ZM29 137V138H30ZM59 137H60V135H59ZM97 137H99L98 138V140L99 141H93V140H95ZM119 137V136H118ZM122 137V138H123ZM149 137V136H148ZM150 137H151V135H150ZM176 136H174L173 138H175ZM3 138V137H2ZM65 137L63 138L64 140L66 139ZM74 138H77L76 140L74 139ZM109 138V137H108ZM157 138V137H156ZM164 138V137H163ZM58 139V138H57ZM62 139V140H63ZM71 139V138H70ZM110 139H111V137H110ZM116 139H119V138H117L116 137ZM121 139V138H120ZM165 139V138H164ZM167 139V138H166ZM170 139H171V137H170ZM180 139V138H179ZM24 140V139H23ZM61 140V139H60ZM74 140V141H73ZM157 140H158V138H157ZM173 140V139H172ZM4 141V140H3ZM69 141H67V142H64L63 141V143H69ZM89 142V144H83V142ZM90 141H91V143H90ZM156 141V140H155ZM166 141V140H165ZM1 142V141H0ZM157 142V141H156ZM49 142L47 141V144H48ZM122 143V142H121ZM51 144V143H50ZM49 144V145H50ZM63 146H64V144H62ZM86 145V146H85ZM150 145V144H149ZM159 145H161V144H159ZM162 145H163V143H162ZM81 146V147H82ZM46 147V146H45ZM60 147V146H59ZM81 147H79L80 149L79 150H81ZM82 147V148H83ZM168 147V146H167ZM65 148H67V145L65 144ZM164 148V147H163ZM23 149V148H22ZM47 149V148H46ZM46 149H45V152H46ZM60 149H61V147H60ZM59 149V150H60ZM115 149V148H114ZM120 149V148H119ZM59 150L57 151V153L59 154L60 152H59ZM62 151H63V147H62V149H61ZM67 150V149H66ZM66 150H64V152L63 153H65V151ZM133 150V149H132ZM167 150V149H166ZM193 150H195L196 151V149H194L193 148ZM197 150H198V148H197ZM249 150V149H248ZM56 151V150H55ZM83 151V150H82ZM108 151V150H107ZM106 151V152H107ZM112 152H113V150H111ZM115 151V150H114ZM134 151V150H133ZM200 151V150H199ZM210 151V150H209ZM10 152V145H8V144H5V143H1L0 144V159H2V158H7L8 157V155L10 154L9 153ZM42 152V151H41ZM45 152H44V154H45ZM111 152V153H112ZM132 152V151H131ZM130 152V153H131ZM190 152H192V151H190ZM197 152V151H196ZM55 153V155H57L56 154V152H54ZM62 153V152H61ZM110 153V152H109ZM129 152H128V155L130 154ZM147 153V152H146ZM195 153V152H194ZM43 154V155H44ZM48 154V153H47ZM119 154V153H118ZM117 154V155H118ZM167 154H169V153H167ZM193 154V153H192ZM223 154V153H222ZM28 155V154H27ZM40 155V154H39ZM42 155V156H43ZM116 155V154H115ZM121 155V154H120ZM127 155V157H128V159H130L129 158V156ZM38 156V155H37ZM41 156V157H42ZM45 156V155H44ZM43 156V157H44ZM63 156V155H62ZM104 157H105V155H103ZM110 156V155H109ZM146 156H147V154H146ZM197 156V155H196ZM195 156V154L193 155V158H195L196 157ZM31 157H34V156H31ZM104 157H103V159H102V161L104 162L105 160H106V158H105V160H104ZM118 157V156H117ZM121 157V156H120ZM130 157H132V156H130ZM149 157V156H148ZM190 157V156H189ZM37 158V157H36ZM61 158V157H60ZM59 158V160H61ZM101 158H97V159H99V162L101 161ZM107 158H109L108 156H107ZM112 158H114L113 156H112ZM125 158V157H124ZM188 158V157H187ZM192 158V156H191V158L189 159V161L190 160H192L193 159ZM26 159V158H25ZM30 159V158H29ZM38 159H41V158H39V156H38ZM37 159V160H38ZM96 159V160H97ZM188 159H186L187 161H188ZM33 160H35V157H34V159H32L31 161H33ZM36 160V161H37ZM58 160V159H57ZM62 160V162H64ZM113 160V159H112ZM115 160V159H114ZM118 160L120 161V159H119V157H118ZM124 160V159H123ZM35 161V162H36ZM66 161H68V160H66ZM75 161V160H74ZM98 161V160H97ZM102 161H101V163H102ZM119 161H117L118 163H120ZM121 161H122V159H121ZM125 161V160H124ZM134 161V162H135ZM194 161V163H195V161L196 160H193ZM198 161V160H197ZM53 162H54V160H53ZM60 162V161H59ZM70 162V161H69ZM93 162V161H92ZM99 162L97 163V164H99ZM106 162V161H105ZM116 162V161H115ZM147 162H148V160H147ZM186 162V161H185ZM200 162V161H199ZM56 163V162H55ZM109 163V162H108ZM122 163V162H121ZM120 163V164H121ZM127 163H128V160H127ZM127 163H125V164H127ZM130 163V162H129ZM46 164H48V163H46ZM45 164V165H46ZM51 164H54V163H51ZM88 164V165H87ZM86 165L87 166H89L90 164H91V166L90 167H92L93 166V163H87ZM94 164H95V162H94ZM96 164V165H97ZM115 164H117V163H115ZM115 164H113V165H115ZM192 164V163H191ZM196 164V163H195ZM79 165H84V164H79ZM86 165H84V166H86ZM112 165V164H111ZM145 165H146V162H145ZM149 165V164H148ZM95 166V165H94ZM105 166V165H104ZM103 166V167H104ZM116 166V165H115ZM121 166V165H120ZM119 166V167H120ZM122 166H124V165H122ZM139 166V165H138ZM143 166V165H142ZM147 166V165H146ZM183 166V165H182ZM194 166V165H193ZM42 167V166H41ZM106 167V166H105ZM109 167H114V166H109ZM125 167H127L128 168V166L126 165ZM67 168V167H66ZM93 168V167H92ZM96 168V167H95ZM98 168V167H97ZM124 168V167H123ZM123 168H121L120 167V169H118V170H121V169H123ZM127 168H124V169H126L127 170ZM132 168H134V166L132 167ZM131 168V169H132ZM197 168V167H196ZM218 168V167H217ZM31 169V168H30ZM34 169H35V167H34ZM62 169V168H61ZM74 169V168H73ZM108 169H110V168H108ZM112 169H115V168H112ZM123 169V170H124ZM130 168H128V170H129ZM186 169V168H185ZM190 169H191V167H190ZM193 169V168H192ZM7 170V169H6ZM33 170V169H32ZM42 170V169H41ZM51 170V169H50ZM74 170H76V169H74ZM74 170L73 171H68L69 173H66L67 171H65V172H63V171H61V170H55V171H48V172H50V174L48 173V172H46V173H48L49 175H47V177H45V181H46V183H48L49 185L48 186H50L51 184L54 186V188L53 189H55V190H57V191H59L60 189H61V191H63L64 190V188L67 186V184L68 183H70V182H72L71 180H73V182L74 183H79V182H81L85 177L83 176L84 175V173H83V175L81 174V173H79V172H74ZM111 170V169H110ZM109 170V171H110ZM125 170V171H126ZM179 170H180V168H179ZM202 170V169H201ZM43 171V170H42ZM61 171V172H60ZM106 170H104V172H105ZM108 171V170H107ZM122 171V170H121ZM210 171V170H209ZM87 172V171H86ZM104 172H101V174L102 173H104ZM24 173H25V171H24ZM24 173H22V174H24ZM33 173H34V170H33ZM88 173H90V172H88ZM114 173V172H113ZM72 175V177H70L69 175ZM91 174V173H90ZM100 174V175H101ZM148 174V173H147ZM33 175H36V174H33ZM92 175V174H91ZM102 175H105V174H102ZM106 175L107 176H103L104 177V179H105V177H107V178H109V176H111L112 174H111V172L109 173V172H106ZM183 175V174H182ZM27 176H29L28 174L26 175V177ZM43 176V175H42ZM230 176V175H229ZM33 177V176H32ZM84 177V178H83ZM89 177V176H88ZM92 177V176H91ZM3 178V177H2ZM1 177H0V187H1V185L3 184V182H4V180H6V179H2ZM72 178H74V179H72ZM152 178V177H151ZM232 178V177H231ZM228 179H230V178H228ZM32 180V179H31ZM144 180V179H143ZM13 181H14V179H13ZM19 181V180H18ZM28 181V180H27ZM29 181H30V179H29ZM35 181V180H34ZM33 181V182H34ZM219 181V180H218ZM233 181V180H232ZM237 181V180H236ZM20 182V181H19ZM154 182H156V181H154ZM178 182V181H177ZM211 182V181H210ZM18 183V182H17ZM31 183V182H30ZM30 183H29V185H30ZM87 183V182H86ZM214 183V182H213ZM232 183V182H231ZM8 184V183H7ZM28 184V183H27ZM85 184V183H84ZM229 184V183H228ZM233 184V183H232ZM34 185V184H33ZM32 185V186H33ZM90 185V184H89ZM238 185V184H237ZM27 186V185H26ZM32 186H31V188H32ZM39 186H40V184H39ZM38 186V187H39ZM42 186V185H41ZM85 186V185H84ZM99 186H100V184H99ZM236 186V185H235ZM246 186V185H245ZM13 187V186H12ZM34 187V186H33ZM36 187V186H35ZM44 187V186H43ZM101 187V186H100ZM231 187V186H230ZM244 187V186H243ZM28 188V187H27ZM204 188V187H203ZM242 188V187H241ZM11 189V188H10ZM17 189H19L18 187L16 188V189H14V190H16V192L18 191ZM45 188H43L42 189V187L40 188V189H38V190H35V192L34 193H32V194H30L29 195V193H31V192H33V191H31V192H29V190H28V195L30 196V200H31V202L34 204L33 206H34V209L33 210H29V212H28V215H29V218L30 219H36L37 221H38V225H37V227H35V228H32V227H30V226H28L27 224H21V226L19 225V226H15V225H17L18 223L16 222V220H15V218H17V217H19L17 214H19V212H20V208H19V205H18V211L19 212H17V210H14V211H12V212H4L2 215V217H3V219H2V222H0V255L2 256V253H4L5 251H8L9 252V250H7V249H10V250H13V252L15 253V255L17 254L18 255V259H20L21 257H25L26 255H27V253H28V246H27V242L25 241V238H22L23 237V234H25V233H32L33 235H35V237H36V239H43V237L45 238V236H48V238H49V236H50V234H52L51 235V237H53L54 236V238L58 235L57 234V230H55V229H57V227H59V225H60V223H57V222H54V223H52L51 221V219H49L48 218V216H47V214L46 213H43V212H45L46 211V209L48 208V210L51 212V214H52V216L54 217V218H56L57 220L59 219V220H62L63 218L64 219H66V216H67V214H63L64 213V211H62V210H60V208H58V204L55 202V201H51L49 204V207H47L46 208V206H47V204H46V206H45V202H47L48 200H47V198L49 197L50 198V195L48 194V195H46L45 194V190H44ZM63 189V190H62ZM74 189V188H73ZM232 189V188H231ZM20 190H22V189H20ZM26 189H25V191H27ZM32 190H33V188H32ZM79 190V192L77 191L76 193H78V194H80V196H84L86 193H87V187L85 186L84 188L82 187V190H81V188L80 189H78ZM65 191V190H64ZM193 191V190H192ZM15 192V191H14ZM55 192V191H54ZM184 192V191H183ZM233 192V191H232ZM18 193H20L19 191H18ZM26 193V192H25ZM46 193H47V191H46ZM16 194V193H15ZM242 194V193H241ZM18 195V194H17ZM26 196H27V194H25ZM72 195V194H71ZM235 195V194H234ZM245 195V194H244ZM243 195V196H244ZM241 196V195H240ZM138 197L139 196H137L136 198L138 199ZM144 197V196H143ZM26 198V197H25ZM140 199H142L141 197H139ZM245 198V197H244ZM133 199V198H132ZM136 199V200H137ZM146 199V198H145ZM144 199V200H145ZM151 199V198H150ZM242 199V198H241ZM26 200V199H25ZM47 200V201H46ZM183 200V199H182ZM140 201V200H139ZM139 201H138V203H139ZM143 201V200H142ZM146 201V200H145ZM145 201L144 202H142L143 204L145 203ZM246 201V200H245ZM183 202H185V201H183ZM188 202V201H187ZM247 202V201H246ZM23 203V202H22ZM30 203V202H29ZM31 203V204H32ZM141 203V204H142ZM189 203H190V201H189ZM231 203V202H230ZM241 203V202H240ZM134 205H136L135 203H133ZM140 203H139V206L141 205ZM184 204V203H183ZM203 204V203H202ZM235 204V203H234ZM242 204V203H241ZM246 203H244V205H245ZM67 205V204H66ZM132 205V204H131ZM138 205V204H137ZM188 205V204H187ZM233 205V204H232ZM238 205V204H237ZM25 206H26V204H25ZM69 206V205H68ZM144 206H147L146 204L144 205ZM186 206V205H185ZM231 206V204L229 205V207ZM234 206V205H233ZM232 206V207H233ZM247 206V205H246ZM20 207H21V205H20ZM73 207V206H72ZM136 207V206H135ZM135 207L133 208L134 210H135ZM203 207H206L207 208V206L205 205V204H203V205H199V208H195V210L194 211H197V212H193L192 214H191V216H190V218H189V220H188V224L187 225H189V227L190 228H192V227H194V226H199V223H200V221H199V223H197L198 222V219H197V217H200V213L202 214V211H203ZM236 207V206H235ZM25 208V207H24ZM33 208V207H32ZM46 208V209H45ZM142 208H143V206H142ZM13 209V208H12ZM14 209H15V207H14ZM144 209V208H143ZM153 209V208H152ZM239 209V208H238ZM148 210V209H147ZM225 210V209H224ZM224 210L222 209V211L224 212ZM232 210H233V208H232ZM243 210V209H242ZM145 211V210H144ZM149 211V210H148ZM22 212H24V210H22ZM72 212V211H71ZM138 212H141V211H138ZM222 212V213H223ZM226 212V211H225ZM228 212V211H227ZM241 212V211H240ZM249 212V211H248ZM154 213H156V212H154ZM153 213V214H154ZM161 213V212H160ZM218 213H219V211H218ZM221 213V212H220ZM187 214H189V212H187ZM235 214V213H234ZM75 215V214H74ZM156 215V214H155ZM157 215H159V216H163L162 214H157ZM232 215H233V213H232ZM242 215V214H241ZM245 215V214H244ZM17 216V217H16ZM185 216V215H184ZM189 216V215H188ZM220 216V215H219ZM243 216V215H242ZM1 217V218H2ZM138 217V216H137ZM157 217V216H156ZM231 217V216H230ZM233 217V216H232ZM236 216H234L233 218L234 219H237V218H235ZM238 217V216H237ZM90 218V217H89ZM139 218V217H138ZM232 218V219H233ZM244 217H242V219H243ZM98 219V218H97ZM153 219V218H152ZM241 219V217H239V219H238V221ZM241 219V220H242ZM51 220V221H50ZM56 220V221H57ZM162 220V219H161ZM165 220V219H164ZM181 220V219H180ZM228 220V219H227ZM237 221V220H236ZM244 221V220H243ZM100 222V221H99ZM162 222V221H161ZM184 222H185V220H184ZM65 223V222H64ZM63 223V224H64ZM67 223V222H66ZM62 224V223H61ZM97 225H98V222L96 223ZM197 224V225H196ZM103 225V224H102ZM149 225H151V224H149ZM140 226H141V224H140ZM152 226V225H151ZM180 226H181V223H180ZM192 226V227H191ZM66 227V226H65ZM144 227V226H143ZM146 227V226H145ZM157 227V226H156ZM155 227V228H156ZM235 227V226H234ZM102 228V227H101ZM147 229H148V226L146 227ZM151 228V227H150ZM189 228V229H190ZM66 229V228H65ZM95 229V228H94ZM161 228H159L158 227V230H160ZM178 229V228H177ZM188 229V230H189ZM207 228H205V229H201V230H199V232H195V234H194V232H192V235L190 236V238L191 239H193V240H195L197 243H202V241H204L205 239H204V235H207V230H206ZM59 230V229H58ZM60 230H62V229H60ZM157 230V231H158ZM15 231V232H14ZM95 231V230H94ZM152 231V230H151ZM181 231H182V228H181ZM183 231H184V229H183ZM227 231H229V230H227ZM54 232H56V234L54 233ZM63 232V231H62ZM186 231H184V232H182L183 233V235H184V233H185ZM17 233V234H16ZM55 235H54V234ZM59 233V232H58ZM159 233V232H158ZM236 233V232H235ZM18 236L17 237V240L18 239H22L23 241H22V243H20L21 242V240H20V242H19V240L16 242V240H15V242L13 243V240H14V237L16 238V235ZM162 234V233H161ZM161 234H159V235H161ZM193 234H194V236H193ZM59 236V235H58ZM58 236L56 237V239L58 240ZM152 236V235H151ZM49 238L50 240L52 239V238ZM26 238H28V237H26ZM31 238V237H30ZM185 238H187V237H185ZM158 239V238H157ZM189 239V238H188ZM190 239V240H191ZM230 239V238H229ZM229 239H227V240H229ZM232 239V238H231ZM45 240H47L46 238H45ZM49 240V241H50ZM136 240V239H135ZM138 240V239H137ZM137 240H136V242H137ZM179 240V239H178ZM180 240H182V239H180ZM179 240V241H180ZM189 240V241H190ZM226 240V239H225ZM54 241H56V240H54ZM139 241V240H138ZM188 241V240H187ZM188 241V242H189ZM221 240H219V241H216V242H218L217 244L214 242V243H212V245H210L211 246V248L213 249V250H215V249H217V248H219L220 246H218V244H219V242H220ZM19 242V243H18ZM34 242V241H33ZM36 242H37V240H36ZM127 242V241H126ZM125 241L123 242V244L121 245V248H119L120 249V251L122 252V249H123V253H121V254H124V253H126L125 255V259H128V260H130V261H128V262H131L132 264H134L133 262L135 261H132L134 258H135V255H136V253H137V251L139 252L140 250L139 249H141V244L139 245L138 243L140 242H135V243H133V244H131L132 245V247H131V245H130V247L131 248H133L134 247V250L132 251L133 253H134V255H131L132 254V252L130 253L129 252V249H127V247L129 248V245H128V243H126ZM185 243H186V240L184 241ZM187 242V243H188ZM223 242H225V241H223ZM222 242V243H223ZM227 242H229V241H227ZM226 242V243H227ZM233 241H231V243H232ZM18 243V244H17ZM35 243V242H34ZM141 243V242H140ZM178 243H180V245H182V244H184L183 243V240H182V242H178ZM190 243H192V242H189L188 244H190ZM179 245V246H180ZM186 245V244H185ZM183 246V245H182ZM218 246V247H217ZM46 248H47V246H45ZM30 248V247H29ZM32 248V247H31ZM142 248H144V247H142ZM208 248V245L207 246H205V248L203 249V250H206ZM35 248H33V250H34ZM39 249H41V248H39ZM36 250V249H35ZM127 250H128V252L130 253V254H128V252H127ZM131 250V249H130ZM177 250V249H176ZM181 250H183V247L181 248ZM119 251V250H118ZM125 251V252H124ZM180 251V250H179ZM38 251L36 250V254L38 255V253H37ZM40 252V251H39ZM42 252V251H41ZM108 253V252H107ZM106 253V254H107ZM142 253H144V252H142ZM31 254H32V252H31ZM42 254V253H41ZM128 254V255H127ZM4 255H6V256H8L9 255V253L8 254H5L4 253ZM3 255V256H4ZM37 255H35V258L37 257ZM138 255V254H137ZM136 255V256H137ZM240 255V254H239ZM243 255V254H242ZM0 256V257H1ZM10 256V255H9ZM8 256V258H9V260H10V257ZM31 256V255H30ZM122 256H124V255H122ZM226 256V257H225ZM225 256H223L224 258H226L227 259V255H225ZM16 258H17V256H15ZM121 257V256H120ZM119 257V258H120ZM144 257V256H143ZM219 257H221V256H219ZM219 257H214L213 259H211V262L210 263H213V264H215L216 262V264H218V259H220ZM223 257H221V258H223ZM228 257H230L229 255H228ZM12 258H14V257H12ZM16 258H14V261H16ZM124 258V257H123ZM123 258L121 257V261L123 260ZM137 258V257H136ZM135 258V259H136ZM145 258V257H144ZM169 259H165V261H162L160 264H170L169 262H170V256L168 257ZM261 258V257H260ZM3 259H5V257H3ZM17 259V260H18ZM22 259V258H21ZM143 259V258H142ZM6 261H7V263H9V260L7 259V257H6V259H5ZM13 260V259H12ZM12 260H11V262H12ZM28 260H30V258H28ZM33 260V259H32ZM119 260V259H118ZM221 260V259H220ZM219 260V262H221ZM2 261V260H1ZM34 262H36L35 260H33ZM110 261H112V260H110ZM110 261H109V263H110ZM124 262L126 261V260H123ZM2 262H4V260L2 261ZM0 263V264H3V263ZM28 262H31V264L32 263H34V262H32L31 260L30 261H28ZM106 262V261H105ZM113 262V261H112ZM116 262H117V260H116ZM23 263V262H22ZM37 263V262H36ZM108 263V264H109ZM141 263V262H140ZM11 264V263H10ZM129 264V263H128ZM260 264H264V260L262 261V262H260Z\"/></svg>","mask_w":264,"mask_h":264}]
</instances>
